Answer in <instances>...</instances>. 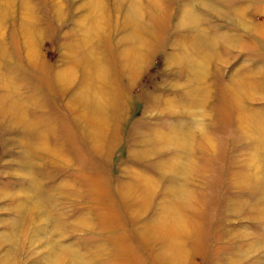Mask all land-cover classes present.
Here are the masks:
<instances>
[{"label":"rangeland","instance_id":"374dc122","mask_svg":"<svg viewBox=\"0 0 264 264\" xmlns=\"http://www.w3.org/2000/svg\"><path fill=\"white\" fill-rule=\"evenodd\" d=\"M0 264H264V0H0Z\"/></svg>","mask_w":264,"mask_h":264}]
</instances>
